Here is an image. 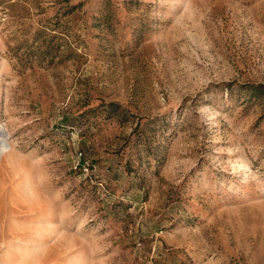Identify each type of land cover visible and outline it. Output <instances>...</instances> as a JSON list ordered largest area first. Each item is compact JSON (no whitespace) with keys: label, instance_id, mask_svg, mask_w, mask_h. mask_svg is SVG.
Instances as JSON below:
<instances>
[{"label":"rangeland","instance_id":"rangeland-1","mask_svg":"<svg viewBox=\"0 0 264 264\" xmlns=\"http://www.w3.org/2000/svg\"><path fill=\"white\" fill-rule=\"evenodd\" d=\"M7 263L264 264V0H0Z\"/></svg>","mask_w":264,"mask_h":264},{"label":"bare ground","instance_id":"bare-ground-1","mask_svg":"<svg viewBox=\"0 0 264 264\" xmlns=\"http://www.w3.org/2000/svg\"><path fill=\"white\" fill-rule=\"evenodd\" d=\"M8 263H9V261H8ZM8 263H7V264H8Z\"/></svg>","mask_w":264,"mask_h":264}]
</instances>
